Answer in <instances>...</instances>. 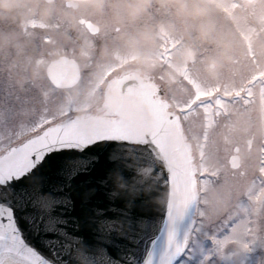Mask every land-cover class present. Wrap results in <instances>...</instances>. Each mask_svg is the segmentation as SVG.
<instances>
[{
    "label": "flooded vegetation",
    "instance_id": "obj_1",
    "mask_svg": "<svg viewBox=\"0 0 264 264\" xmlns=\"http://www.w3.org/2000/svg\"><path fill=\"white\" fill-rule=\"evenodd\" d=\"M43 1L38 0L28 7V11H34L29 15L42 21L41 32L35 34L32 40L36 51L40 46L42 52L43 22L51 17L52 24L46 23V27L56 28L52 29L56 33L52 36L54 41L59 43L60 34L65 33L67 39L64 42L75 51L82 44L79 34L91 37L93 40L86 45L89 53L85 58L99 65L107 61L112 53L119 52L121 47L138 46L130 29L132 20L128 13H136L138 18L139 14L145 15L142 11L148 10V47L150 50L154 48L162 65L170 68L165 76L159 75L150 66H142V71L156 82L155 95L164 97L168 106L179 114L183 132L191 142L195 164L198 168L203 165L205 169L204 175L197 178L195 223L188 243L195 246L192 249L195 254L204 248L207 255L208 245L205 241L211 239L215 246V257L219 253H228L239 257L238 264L243 261L245 264H264L261 257L264 252L259 255L261 251L229 246L231 230L238 225L249 229L253 221L264 224V172L261 171L264 168V120H259L257 104L253 103L254 97L259 94H252V87L257 83L263 93L264 77L251 82V78L260 73L251 75L250 69L251 56L255 58L254 54L260 55L256 48H262L261 40L240 38L243 45L238 46L237 39L232 35L239 32L243 36L244 27L236 23L232 9L227 7L220 10L218 0L212 3L208 0H148L146 3L140 0H75L70 5L66 4V0H51L46 3L54 4V8L47 12L44 11ZM214 4H219L218 9ZM80 18L97 24V33L90 34L79 22ZM1 20L0 31L5 33L11 23L7 16ZM75 20L78 35L73 25ZM243 25L249 28L248 23ZM6 39L7 35L3 40L6 42ZM6 46L9 47L8 42ZM6 46H3V51ZM38 73L41 75V66ZM81 75L80 69V77L75 85L79 83ZM162 77L169 81V86L161 80ZM236 78H242L238 88ZM187 80L197 81L196 87L193 88ZM39 84L42 92V82ZM97 85L99 82L95 84L98 97L74 112L107 114L101 102L102 88ZM89 87L93 90L91 84ZM32 89L37 91V87ZM190 92L197 95L188 108L196 105L203 108L208 116V119L204 117L199 121L196 131L190 124L193 123L191 116H184L186 108L183 111L177 108L173 100L174 95L182 97ZM253 207L257 209L253 210ZM209 217L217 220V224H214L216 233L201 234L200 229L211 224Z\"/></svg>",
    "mask_w": 264,
    "mask_h": 264
},
{
    "label": "snow or ice",
    "instance_id": "obj_2",
    "mask_svg": "<svg viewBox=\"0 0 264 264\" xmlns=\"http://www.w3.org/2000/svg\"><path fill=\"white\" fill-rule=\"evenodd\" d=\"M150 142L163 156L153 166L156 190L165 189L162 207L153 190L138 186L123 157V145L149 143L134 138L130 123L41 125L27 144L0 153V232L13 243L19 233L35 256L28 264H65L63 253L77 241L92 252L100 248L111 264H202L194 245L181 246L176 227L187 217L205 169L189 149L169 146L159 125ZM114 174L131 192L121 200L107 195ZM88 188L94 196L83 191ZM89 259L94 264L95 257Z\"/></svg>",
    "mask_w": 264,
    "mask_h": 264
},
{
    "label": "rangeland",
    "instance_id": "obj_3",
    "mask_svg": "<svg viewBox=\"0 0 264 264\" xmlns=\"http://www.w3.org/2000/svg\"><path fill=\"white\" fill-rule=\"evenodd\" d=\"M38 0H0V20L7 16L11 25L7 32L0 31V149L6 148L12 142H15L20 136L40 128L48 120L61 116L67 113V99L72 98L75 108L84 107L98 97L95 84L100 79L102 74L110 68V66L123 62L125 65L130 62V65L141 63L144 68L153 67L159 75L166 74L169 71V66H163L162 62L155 53L154 48L150 50L149 42V26H148V10L142 11L145 15L136 18V13H128L132 20L130 29L134 33V38L138 43L137 47H121L119 52L112 53L110 58L103 64L97 62H88L85 58L87 51L86 45L91 44L92 40L89 36H82V45H79L80 50L75 51L68 47L64 42L65 37L60 34V42L54 41L53 33L50 27H46V23L52 24V21L43 22L44 40L42 52L36 51L33 39L35 34L41 32L42 21L34 16L29 15L34 11H28V7L36 4ZM137 1V0H136ZM147 2L148 0H140ZM212 3L213 0H208ZM220 2V10L230 8L234 11L236 23L244 27V37L242 34H233L232 37L237 39V45L242 46L240 38H257L262 42V48H256L260 51V55L251 56L252 64L250 65L251 73L258 72L264 69V0H254L252 2H242L241 0H218ZM44 11H51L54 4H47L43 1ZM218 9V5L214 4ZM16 11V13L14 12ZM28 12V14H26ZM6 18V17H5ZM147 18V20H146ZM56 21L55 19H53ZM4 21V20H3ZM63 20H61L62 22ZM2 20L0 21V23ZM8 23V22H7ZM249 24L245 26L243 24ZM9 24V23H8ZM54 24V22H53ZM73 25L76 27V35L79 33L78 23L75 20ZM241 27V26H239ZM242 28V27H241ZM1 30V29H0ZM49 30V31H47ZM7 35L6 42L3 40ZM158 35V33H157ZM3 46L6 48L3 51ZM248 49V48H247ZM70 52L80 60L81 79L79 83L68 89H56L50 85L46 74L45 66L47 62L65 52ZM74 51L75 53H73ZM138 61V62H137ZM41 66V75L37 71ZM7 68V69H6ZM243 78V77H242ZM242 78H236V88ZM161 80L169 86V81L165 78ZM42 82V92L40 91ZM193 88L196 87L197 81L187 80ZM93 86V90L89 85ZM98 86V85H97ZM179 85H176L178 87ZM35 91L32 88H36ZM99 88V86H98ZM196 90V89H192ZM197 94L190 92L187 95L180 97L173 96L174 105L182 111L186 108L184 116H191L193 123H190L196 131L199 121L206 116L205 110L200 107H189V104L194 100ZM203 114V117H202ZM200 125V124H199ZM257 209L253 207V210ZM264 214V206L262 209ZM210 225L200 229L201 234L216 233L217 220L214 217H209ZM232 236L229 238V246L231 248L243 247L252 252H259L261 255L264 252V224L262 222L253 221L246 229L244 225H238L231 230ZM217 236V235H216ZM198 247H196L197 250ZM198 257L201 258L202 264H238L239 258L232 254L219 253L213 260L206 255V250L201 248L198 250ZM264 261V253L261 255ZM256 260V258H255ZM253 260V262L255 261ZM246 262H242L245 264Z\"/></svg>",
    "mask_w": 264,
    "mask_h": 264
},
{
    "label": "water",
    "instance_id": "obj_4",
    "mask_svg": "<svg viewBox=\"0 0 264 264\" xmlns=\"http://www.w3.org/2000/svg\"><path fill=\"white\" fill-rule=\"evenodd\" d=\"M88 30L92 33L97 31V26L90 21H85ZM47 75L56 85H70L74 83L78 77L76 63L66 57H59L52 60L46 69ZM156 87L153 86L145 77L141 76L137 71H129L119 76H115L108 81L107 90L104 94V105L112 116L100 115H75L66 120L57 122L56 124H65L68 122H77L80 124L96 123L98 125L107 124L111 121L120 123H130L134 138L138 137L141 141L148 140L149 143L145 148L143 144L137 146L135 144L123 145V157L128 164L132 165L138 186L144 189L153 190L154 202L158 207L164 204L165 189L161 185L157 191L156 173L153 166L159 167L163 156L161 151L155 147L150 141L152 139V130L159 125V132L166 134V141L169 146L179 144L181 147L190 149V144L186 141L177 115L167 108L166 102L160 100L155 94ZM36 134L29 136L21 143L11 146L4 152L12 148H20L27 144ZM87 196L95 195L93 189L83 190ZM115 192V196H113ZM130 189H126L124 182L115 174L109 183L107 195L109 198L117 200L123 199L126 195H130ZM196 199V196H195ZM40 207H44L41 203ZM195 210V200L187 215V217L177 225L176 231L181 246L187 240L189 229L193 223V213ZM117 233L121 232L119 223L116 225ZM127 226H124L126 230ZM94 256V264H111L106 258L104 252L97 248L92 252L87 244L79 241L72 244L71 248L63 253L65 264H93L91 259L85 260V256ZM35 258L34 253L30 249L23 246L19 241V233H16L15 243L8 239L6 231L0 232V264H28V261ZM151 259V257L149 258Z\"/></svg>",
    "mask_w": 264,
    "mask_h": 264
}]
</instances>
